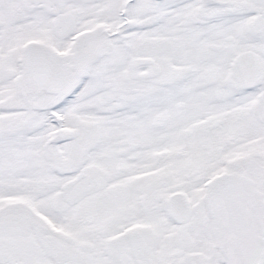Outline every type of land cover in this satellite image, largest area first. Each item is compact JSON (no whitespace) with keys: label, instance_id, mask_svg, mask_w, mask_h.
I'll use <instances>...</instances> for the list:
<instances>
[{"label":"snow or ice","instance_id":"6c2138e0","mask_svg":"<svg viewBox=\"0 0 264 264\" xmlns=\"http://www.w3.org/2000/svg\"><path fill=\"white\" fill-rule=\"evenodd\" d=\"M0 264H264V0H0Z\"/></svg>","mask_w":264,"mask_h":264}]
</instances>
